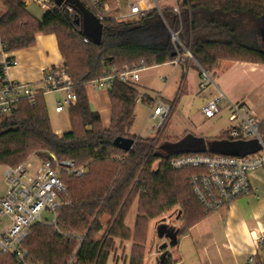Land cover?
I'll use <instances>...</instances> for the list:
<instances>
[{
  "label": "trees",
  "instance_id": "16d2710c",
  "mask_svg": "<svg viewBox=\"0 0 264 264\" xmlns=\"http://www.w3.org/2000/svg\"><path fill=\"white\" fill-rule=\"evenodd\" d=\"M0 4L3 51L34 45L38 32L54 33L77 96L67 107L70 129L61 135L51 126L42 94L33 101L22 100L11 116L0 118V165L16 166L33 153L46 159L50 151L86 169L78 176L62 174L65 203L57 211L56 227L39 222L30 226L23 241L29 259L41 264H106L119 239L132 241L127 264H144L150 220L167 208L177 207L181 222L178 234H183L208 213L191 187L194 169L171 168V158L192 153L244 156L260 150L256 138H232L227 130L218 137L202 138L203 150L166 148L179 140L171 141L163 134L183 92L184 75L170 102V113L153 137L129 133L140 94L133 84L117 80L107 89L108 127L102 125L100 114L90 109L85 88L101 77L108 65L117 70L150 67L173 61L186 49L207 73L221 60L264 63V42L260 40L264 34V0H181L177 9L153 8L135 20L106 16L98 41L85 33L83 8L79 6L95 15L90 0H70L61 5L50 0L41 17L27 9L25 0H0ZM169 28L177 32L182 45H172ZM137 30L152 34L159 44L142 43L133 34ZM260 132L264 140L263 122ZM116 137L132 139L131 147L125 150L116 146ZM134 203L135 223L130 228L125 219ZM0 264L17 262L12 253L0 251ZM159 264H173L169 253Z\"/></svg>",
  "mask_w": 264,
  "mask_h": 264
},
{
  "label": "built area",
  "instance_id": "2783aa9c",
  "mask_svg": "<svg viewBox=\"0 0 264 264\" xmlns=\"http://www.w3.org/2000/svg\"><path fill=\"white\" fill-rule=\"evenodd\" d=\"M42 8L50 7V0H30ZM95 16L102 21L106 17L108 8L100 0H90ZM177 9V8H176ZM150 9L142 5V0H130L128 12L121 17H144ZM117 18V17H116ZM178 43L177 32L170 33ZM83 41H87L84 37ZM185 55L192 58L186 49ZM8 55L0 54V118L11 116L22 100L33 101L38 94L46 95L62 92V99H54V111L62 112L76 100L73 81L63 64L48 66L43 70L41 86L33 88L29 84L6 77L5 72L14 63ZM178 56L173 62H180ZM146 67H125L122 70L106 66L104 74L89 82L95 89H108L117 80L133 84L140 78V71ZM203 77L208 73L203 71ZM205 83H203V86ZM222 93L209 100L200 110L201 117L206 119L219 112L218 102ZM141 100L138 96L137 101ZM231 120L237 119L227 132L232 138H256L260 150L244 156L208 155L204 153L183 154L173 157L169 161L171 168H193L190 183L192 190L205 211L228 205L234 198L250 191V171L264 168V140L260 132L262 121L253 110L245 104L231 103ZM171 110L169 102L160 95L153 99L148 119L151 120L153 132H156ZM49 157L38 159L31 163L28 159L16 166L5 165L4 177L7 183L5 193L0 196V222L7 219L8 223L0 231V251L14 255L17 264H41L28 258V250L23 241L28 235L30 226L43 223L56 227L57 211L65 203L63 193L66 185L62 174L78 176L84 173L85 166L78 165L71 158H58L53 152ZM49 212L51 218L43 217V212ZM262 237L256 240V246ZM244 264H263L256 261L254 253L248 255Z\"/></svg>",
  "mask_w": 264,
  "mask_h": 264
},
{
  "label": "crops",
  "instance_id": "0c3cea01",
  "mask_svg": "<svg viewBox=\"0 0 264 264\" xmlns=\"http://www.w3.org/2000/svg\"><path fill=\"white\" fill-rule=\"evenodd\" d=\"M129 1L115 0L114 3H104L108 8L106 16L116 18L117 16L126 14L128 12ZM166 2V0H142L143 6L148 7L150 10L156 8L160 11L161 9L169 7L176 9L177 5L171 6V3ZM25 3L26 7H28L29 1L25 0ZM2 13L3 9L0 8V15ZM31 13L35 16L39 14L33 11ZM3 53L11 56L14 60V63L5 72L6 77L25 82L33 88L41 86L43 70L46 67L59 66L63 61L54 33L38 32L34 45L8 53L3 51L0 41V54ZM166 63L173 64V67L180 65L182 69L181 77L182 75L185 76V74L189 76L190 68L199 70L201 75L203 72L196 62L192 58H188L185 54L178 63L173 61ZM162 64L155 65L160 66ZM211 74L214 75V83L210 85L208 90V101L222 93L221 101L227 107L230 108L231 103L245 104L264 123V63L221 60L218 62L216 68L211 73H208L210 79ZM161 78L166 83L167 78ZM56 93H53L54 99L63 98V93L59 98L56 97ZM86 94L90 109L97 111L101 116V98L91 93L88 94L86 92ZM106 95L109 101L107 92ZM158 95L162 97L161 92H158L156 96ZM139 96H141V100H147L151 104L156 97L145 93H140ZM91 102L94 103L95 107H93V103ZM64 111L67 110L65 109ZM55 113L60 114L61 112ZM108 125H104V127H108ZM233 125L228 126L224 131L217 133L215 136L208 138L218 137ZM53 130L59 135L65 132L61 128ZM249 183L251 189L248 193L237 196L226 206L208 212L203 218L192 224L185 233L178 234L177 243L169 247L168 251L173 264H244L248 255L251 253H254L256 261L264 264V168H257L250 171ZM133 206H135L136 216V204L134 203ZM135 216L130 224H127L125 219L128 227L133 228ZM150 232H152L151 238H149ZM260 237H262V241H259V245L256 246L255 242ZM115 242L119 248L121 247L122 257H125L126 261L130 253L132 241L116 239ZM158 244L159 242L155 236V222L152 223L150 221L145 244L146 254L144 264L151 257H154V264H157V251H153V248ZM114 257L118 259L115 255Z\"/></svg>",
  "mask_w": 264,
  "mask_h": 264
},
{
  "label": "rangeland",
  "instance_id": "374dc122",
  "mask_svg": "<svg viewBox=\"0 0 264 264\" xmlns=\"http://www.w3.org/2000/svg\"><path fill=\"white\" fill-rule=\"evenodd\" d=\"M28 4V9L32 12L39 13L36 16L41 17V13L45 11L41 6L37 3L31 2L30 0ZM166 3H171V6H176L177 2H181V0H166ZM143 5V4H142ZM0 6H2L0 4ZM2 8V7H0ZM177 8V6H176ZM37 11V12H36ZM118 19L125 20H135L136 16H127L121 17L117 16ZM166 24V23H165ZM167 25V24H166ZM168 28V27H167ZM170 29V28H169ZM135 36L138 37L139 41L145 44H159L158 38L153 36L144 30H137L133 32ZM260 40L264 42V34L260 35ZM170 42L172 45L177 46L176 40L172 38L170 34ZM182 69L180 65H176L173 67V64L165 63L162 65H154L150 67H146L140 71V80L133 83V85L140 91V93H145L152 97H155L158 92H161V95L164 100L171 102L175 98L176 90L178 88V82L181 78ZM191 74V75H190ZM166 77V83L163 81V78ZM203 83L205 85L203 86ZM214 83V75L211 74L210 77H203L200 74L199 70H194L192 68L189 69V76L185 74L184 77V88L183 92L178 97L175 107L170 115L168 125L165 129L163 136L168 137L171 141L184 140L187 137H193L194 141L196 139L205 138L207 139L210 136H215L217 133L224 131L228 126L233 125L237 119L230 120L229 116L233 112L231 107H227L220 99L218 102L219 112L210 116L206 119H203L200 114L201 108L208 101V90L210 85ZM88 94L96 95L98 98H101L102 102L101 107V121L102 125H108L110 121V103L107 99V89H95L91 84H87L85 88ZM56 97L59 98L62 96V92H57ZM45 104L47 108V114L53 129L61 128L62 130L68 131L70 129V122L67 115V111L61 112L57 114L54 112V96L53 94H46L44 96ZM90 101H92L90 99ZM93 103V102H91ZM92 105V104H91ZM93 107L94 103H93ZM151 109V103L147 100L137 101L134 108V121L129 128V133L132 135H137L141 137H153L157 135V132H153V128L151 127V120L148 119V115ZM67 110V109H66ZM103 125V126H104ZM183 135V136H182ZM190 137V138H191ZM27 159L31 163H37L38 159H41L36 154H30L27 156ZM5 165H0V196H2L6 189L7 183L4 177ZM178 208L171 207L167 208L163 211L161 216L150 220L152 223L155 222V236L156 228L160 224V220L165 217L167 220V225H172L179 229L181 227V222L177 218ZM43 217L50 219L51 214L49 212L44 211ZM135 216V206L131 208L127 217L126 223L130 224L133 221ZM106 217L103 218L105 221ZM8 223L7 219H3L0 222V231ZM149 238L152 237V232L149 233ZM159 244L163 242L162 239L157 237ZM154 245V244H153ZM158 246V245H157ZM157 246L153 248V251H157V256L159 255V251ZM171 247V246H170ZM114 255L118 258L115 259ZM129 257V255H128ZM127 260L125 261V257H122L121 247L119 248L116 245L113 251L110 253L106 264H127ZM155 259L151 257L146 264H154Z\"/></svg>",
  "mask_w": 264,
  "mask_h": 264
},
{
  "label": "water",
  "instance_id": "95a60500",
  "mask_svg": "<svg viewBox=\"0 0 264 264\" xmlns=\"http://www.w3.org/2000/svg\"><path fill=\"white\" fill-rule=\"evenodd\" d=\"M70 0H54L55 4L61 5L64 2H68ZM80 8H83V24H84V31L87 35L91 36L95 40H100L101 32H102V22L90 11H87L79 5ZM170 33L173 31L170 30ZM178 44L182 45L180 40H178ZM191 137V136H190ZM187 137L184 140L170 143L166 145V148L173 149V150H187V151H198L204 149V141L201 139H196L194 141L193 137ZM114 144L120 148L128 150L132 145V139L130 138H122L116 137L114 139ZM166 218L163 217L160 220V224L156 228V235L160 239H164L163 242L158 244L157 248L159 251V255L156 258L157 264L162 261L168 254L169 247L174 246L177 243V236L179 233V229L172 226L167 225Z\"/></svg>",
  "mask_w": 264,
  "mask_h": 264
}]
</instances>
